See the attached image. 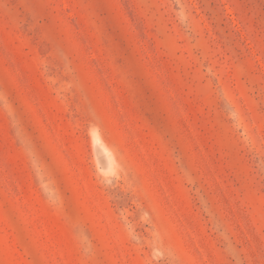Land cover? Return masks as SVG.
Wrapping results in <instances>:
<instances>
[{
    "label": "rangeland",
    "instance_id": "obj_1",
    "mask_svg": "<svg viewBox=\"0 0 264 264\" xmlns=\"http://www.w3.org/2000/svg\"><path fill=\"white\" fill-rule=\"evenodd\" d=\"M0 264H264V0H0Z\"/></svg>",
    "mask_w": 264,
    "mask_h": 264
}]
</instances>
